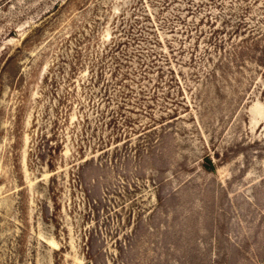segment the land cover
Masks as SVG:
<instances>
[{
	"label": "rangeland",
	"instance_id": "1",
	"mask_svg": "<svg viewBox=\"0 0 264 264\" xmlns=\"http://www.w3.org/2000/svg\"><path fill=\"white\" fill-rule=\"evenodd\" d=\"M0 264H264V0H0Z\"/></svg>",
	"mask_w": 264,
	"mask_h": 264
}]
</instances>
